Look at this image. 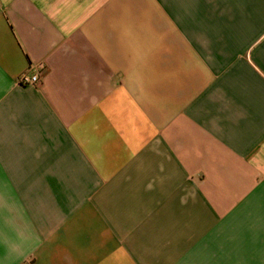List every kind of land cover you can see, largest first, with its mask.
<instances>
[{"label":"crops","instance_id":"crops-1","mask_svg":"<svg viewBox=\"0 0 264 264\" xmlns=\"http://www.w3.org/2000/svg\"><path fill=\"white\" fill-rule=\"evenodd\" d=\"M0 264H264V0H0Z\"/></svg>","mask_w":264,"mask_h":264},{"label":"built area","instance_id":"built-area-1","mask_svg":"<svg viewBox=\"0 0 264 264\" xmlns=\"http://www.w3.org/2000/svg\"><path fill=\"white\" fill-rule=\"evenodd\" d=\"M18 83L20 85H31L39 83V76H29L27 73H23L18 78Z\"/></svg>","mask_w":264,"mask_h":264}]
</instances>
